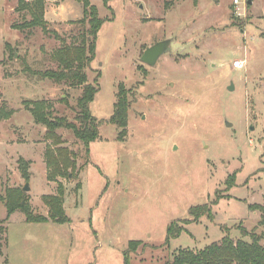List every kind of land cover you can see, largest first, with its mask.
<instances>
[{"label":"rangeland","instance_id":"obj_1","mask_svg":"<svg viewBox=\"0 0 264 264\" xmlns=\"http://www.w3.org/2000/svg\"><path fill=\"white\" fill-rule=\"evenodd\" d=\"M20 1L0 0V57L4 49L6 54L0 59V108L11 111L0 119V140L25 142L5 149L4 170L0 159V195L28 182L32 211L48 216L42 196L57 193L61 182L70 221L30 222L18 210L7 215L0 201V264H124L130 241H139L130 264H167L179 249H202L225 234L250 241L243 227L255 230L264 246L261 212L248 207L264 202V0L247 2L241 16L232 0H89L106 18L85 69L88 82L100 72L89 108L105 121L89 152L72 130L57 129L76 155V168L75 176L56 180L48 179L44 156L51 140L25 101L47 97L54 116L77 123L82 87L34 76L56 69L51 54L79 43L88 23L78 21L81 0L44 1L45 10L58 6L54 20H67H44L57 35L40 26L14 32L10 24L31 18L19 10ZM14 33L26 46H10ZM166 38L169 52L154 65L141 60L146 47ZM236 59L243 60L241 68L232 67ZM25 65L31 66L30 81L15 74ZM120 83L131 104L125 134L118 137L120 127L107 119ZM20 158L29 163L27 181ZM231 174L235 182L227 189ZM217 194L223 198L214 203ZM203 203L213 218L183 225L189 208ZM172 221L185 230L166 245Z\"/></svg>","mask_w":264,"mask_h":264},{"label":"trees","instance_id":"obj_2","mask_svg":"<svg viewBox=\"0 0 264 264\" xmlns=\"http://www.w3.org/2000/svg\"><path fill=\"white\" fill-rule=\"evenodd\" d=\"M81 1L83 4V18L78 21H86L88 27L81 34L80 42L72 45L65 43L51 54V57L57 62L56 69L48 68L38 71V73L34 72L55 82H65L69 86L82 87L81 95L77 100L79 107V112L76 116L77 123L69 120L65 115L54 116L51 103L45 99L25 101V106L32 115L34 122L45 127V136L51 140L44 154L49 180H56L58 176H75L73 172L76 168V155L64 144V140L57 132V129L66 128L72 130L74 136L86 146V150L89 152V143L98 139L99 126L105 121L94 117L89 108L90 102L94 99L99 89L98 78L100 72L92 82H88L85 69L90 66L95 58L97 33L106 18L98 16L97 8L91 5L89 0ZM18 8L19 10L27 9L31 18L18 24L17 27L40 26L43 31H52V33L57 35L55 31H50L46 27V22L44 21V0H34L32 2L21 0ZM6 49H10L8 43H6ZM128 91L122 83L119 84L112 114L107 119L120 127L118 137L125 134L128 122V110L131 104ZM10 115L11 111H5L2 107L0 108V119L7 118ZM19 162L22 174L27 181L29 179V163L23 158H20ZM234 182L235 174H231L226 180L227 189H230ZM64 193V186L59 182L57 193L42 196L43 202L49 207L48 216L36 214L32 211L27 200L26 191L23 188L7 189L5 195H0V201L4 203L7 215L18 210L30 222H47L50 220L56 223H64L70 221L63 207ZM221 198L223 196L217 194L214 203H217ZM248 207L261 212L260 224L264 225V202L249 204ZM189 216L181 220L183 225L197 221L202 216L212 219L211 206L206 203L191 206L189 208ZM183 225L172 221L166 228L164 244L168 245L171 238L178 237L185 230ZM241 233L243 236H248L250 241H246L243 238L233 240L229 234H225L220 241L211 242L202 249H179L167 264H264V246L260 243V235L256 234L255 230L247 231L244 227L241 228ZM137 244H139V241L129 242L128 249L123 252L124 264H130V252L136 250Z\"/></svg>","mask_w":264,"mask_h":264},{"label":"crops","instance_id":"obj_3","mask_svg":"<svg viewBox=\"0 0 264 264\" xmlns=\"http://www.w3.org/2000/svg\"><path fill=\"white\" fill-rule=\"evenodd\" d=\"M57 8H58V6L56 7V8H53V7H51L49 10H45V12H44V20L46 21H48V22H50V23H52L53 25L54 24H56V23H58V22H63V21H67V20H59V21H57V20H54V19H56L57 18V15H58V10H57ZM77 19H80V17L79 18H77ZM25 20H28L27 18L26 19H24V21ZM73 20H75V19H73ZM19 24H21V23H19ZM17 25H18V23H14V24H10L9 25V27L11 28V30H14V32H18V31H20V29H18V27H17ZM21 32V31H20ZM23 35H25L26 36V34H23ZM25 36H22L19 40H21V42H25ZM14 38L12 39V40H8L7 42L10 44V46L12 47V48H14V47H20V46H26L25 45V43H19L18 42V40H16V37H17V33L15 34L14 33V36H13ZM17 55V54H16ZM5 56H6V54H5V49L4 50H2V55H1V57H0V59H3V58H5ZM16 59H18V58H16ZM9 61H11V60H9ZM9 61H7V62H9ZM12 62V61H11ZM11 62H9V63H11ZM31 67V66H30ZM30 67H29V65L27 66V65H25L24 67H21V68H17L16 69V72H15V74H16V76H20V75H24L25 77H27L28 78V80H29V78H31V70H30ZM24 69V70H23ZM32 73H33V71H32ZM6 76H8L7 77V79L9 80V81H15V79H13V77L11 76V74L10 75H6ZM5 76V77H6ZM34 77H38L37 76V74L34 76ZM20 78V77H19ZM33 79V78H32ZM47 80H49V79H47ZM51 80V79H50ZM13 81V82H14ZM30 81V80H29ZM32 81H34V80H32ZM41 80H38V81H36V82H39V83H41L40 82ZM56 83H58V82H56ZM56 83L54 84V85H56ZM35 89H37V92H42L41 91V88L40 89H38V87H34ZM20 89V88H19ZM45 92L46 91H44V94H45ZM22 93H23V91H22ZM47 97H45V99H46ZM30 118H31V115H30ZM45 128V127H44ZM0 139H2V138H0ZM21 144H25V142L23 141V142H18V141H10V140H5V139H3V140H0V149H1V156H0V159L2 160V168H3V170L5 169V163H6V160H7V158L6 157H3V153H5V149H10V147H12V146H20ZM14 214V213H13ZM12 215V214H11ZM10 215V216H11ZM9 216V217H10Z\"/></svg>","mask_w":264,"mask_h":264},{"label":"water","instance_id":"obj_4","mask_svg":"<svg viewBox=\"0 0 264 264\" xmlns=\"http://www.w3.org/2000/svg\"><path fill=\"white\" fill-rule=\"evenodd\" d=\"M248 3H251V0H248ZM170 50L171 39H162L160 41H157L155 44L146 47L141 55V60L148 65H154L161 55L169 52ZM229 87L231 88L232 86L230 85ZM22 188L24 191H28V182H26Z\"/></svg>","mask_w":264,"mask_h":264},{"label":"built area","instance_id":"obj_5","mask_svg":"<svg viewBox=\"0 0 264 264\" xmlns=\"http://www.w3.org/2000/svg\"><path fill=\"white\" fill-rule=\"evenodd\" d=\"M26 2H32L34 0H24ZM44 1H54V0H44ZM247 0H232V4L235 7V14L236 15H243L244 14V10L246 9V5H247ZM243 66V60L242 59H236L233 61L232 63V67L233 68H241Z\"/></svg>","mask_w":264,"mask_h":264}]
</instances>
